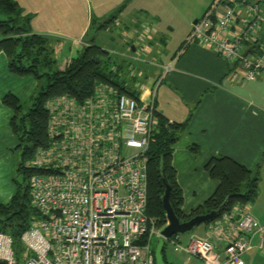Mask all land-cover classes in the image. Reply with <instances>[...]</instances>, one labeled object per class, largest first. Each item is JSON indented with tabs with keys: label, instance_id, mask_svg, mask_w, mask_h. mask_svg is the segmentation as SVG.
Returning a JSON list of instances; mask_svg holds the SVG:
<instances>
[{
	"label": "built area",
	"instance_id": "built-area-1",
	"mask_svg": "<svg viewBox=\"0 0 264 264\" xmlns=\"http://www.w3.org/2000/svg\"><path fill=\"white\" fill-rule=\"evenodd\" d=\"M155 32L148 23L124 32L123 42L138 48L128 50L131 58L143 60ZM190 44L228 60L232 79H257L264 70V0H214L193 23ZM155 102L156 90L133 96L108 82H99L83 103L69 95L47 102L51 142L26 163L48 170L29 179L39 215L21 235L20 254L13 236L0 231V264H156L153 240L168 221L159 226L147 213ZM210 224L206 236L192 235L175 249L202 264H245L254 234L263 231L249 204H235Z\"/></svg>",
	"mask_w": 264,
	"mask_h": 264
},
{
	"label": "crops",
	"instance_id": "crops-1",
	"mask_svg": "<svg viewBox=\"0 0 264 264\" xmlns=\"http://www.w3.org/2000/svg\"><path fill=\"white\" fill-rule=\"evenodd\" d=\"M14 1L24 15L31 16L32 30L60 40L59 54L65 53L69 58L93 42L111 54H119L118 50H138L129 48L123 42V35L132 28H141L144 20L136 14L150 12V0ZM124 3V9L110 27L96 29L92 26L93 18L102 20ZM115 26L119 31L114 32ZM102 30L109 31L112 43L98 41ZM191 30L178 49L162 56L156 46L166 42L160 31H156L148 42L150 57L142 60L148 64L152 74L148 68L143 69L140 61L137 64L140 70H144L147 80L144 83V77H137L126 83L143 97L156 90L157 110L169 121L183 122L190 117L187 133L172 146L173 166L183 190L182 210L185 213L189 214L203 204L219 185V180L212 178L206 169L213 156L226 155L248 168H259V192L249 207L263 231L254 234L252 248L245 252L243 258L245 264H264V70L254 80L232 79V64L212 48L198 44L186 46ZM37 84V79L31 74L12 73L7 54L0 51V194L2 186L8 182L6 176L11 175L12 149L20 142L11 126L14 110L4 103L3 97L13 93L22 100ZM195 146H198V151L192 149ZM5 164L8 165L6 171L3 169ZM0 202L5 203L1 199ZM210 223L198 225L195 235L206 236ZM199 261L189 260V264H202L201 259Z\"/></svg>",
	"mask_w": 264,
	"mask_h": 264
},
{
	"label": "trees",
	"instance_id": "trees-1",
	"mask_svg": "<svg viewBox=\"0 0 264 264\" xmlns=\"http://www.w3.org/2000/svg\"><path fill=\"white\" fill-rule=\"evenodd\" d=\"M124 7L125 3L102 20L93 18L92 26L96 29L106 28L116 21ZM30 22L31 16L24 15L16 1L0 0V51L7 54L9 70L12 73L31 74L37 79L39 86L37 93L32 97L31 105L26 109L23 101L15 94L7 93L3 97L4 103L14 110L11 126L20 141L18 147L22 148L17 171L23 176V181L15 178V194L7 203L0 202V231L13 236L17 254L25 249L21 235L39 215L31 206L29 179L34 173L48 172L26 166V163L34 158L39 147H47L51 142V114L47 102L58 96L69 95L83 103L94 94L99 82L111 83L120 91L133 96L139 95L136 89L127 85L126 79H118L122 67L117 71L112 69L117 65V60L109 50L93 42L84 45L76 56L64 57L63 62L59 63L57 55L61 41L34 32ZM157 117V131L147 151V213L157 220L159 226L167 223L163 204V170L171 184L170 203L181 221L217 209L225 200H228L225 207V211H228L237 203L249 204L256 199L260 184L259 168H248L229 156L219 154L213 156L206 164L211 177L219 180L217 189L203 204L191 213H185L182 210L183 190L177 182L173 166L172 146L187 133L190 117L183 122H171L159 111ZM192 149L198 151L199 148L195 146ZM167 263L171 264L168 260Z\"/></svg>",
	"mask_w": 264,
	"mask_h": 264
},
{
	"label": "rangeland",
	"instance_id": "rangeland-1",
	"mask_svg": "<svg viewBox=\"0 0 264 264\" xmlns=\"http://www.w3.org/2000/svg\"><path fill=\"white\" fill-rule=\"evenodd\" d=\"M213 2L214 0H150V4H148V9H150V12L141 15H136L139 16L141 20H144V23H148L157 32L160 31V35L164 38V41L166 43L165 45L157 44L156 48L159 50L160 56H162L166 55L167 52H172L173 49H178V47L185 41L189 30H191V24H193V21L201 18L206 9ZM140 29H137L135 27L131 30L139 31ZM113 30L114 32H117L119 31V28L115 26ZM109 36V31L102 30L101 33H99L97 39L98 41H103V43H112V40L109 38ZM122 51H124V53H126L125 51H127V56H124V53ZM117 52H119V54L113 53L117 56V67H122L121 74L118 75V79L124 78L127 81L131 82L135 78V75H137V72L138 74H140L139 77H144V70H140V66L137 64L141 60L138 61L130 57V55L135 56L133 51L118 50ZM149 54L150 52L142 54V59L148 60L147 57H150ZM64 57H67V54L64 53L57 55L59 63L63 62ZM139 64L143 66V69L147 70L148 68L147 71L149 72L150 70L149 74H152V70L149 68L148 64L143 63V61H141V63ZM131 66L132 69H130ZM153 68L155 69V67ZM143 79L142 80L145 83L147 77H144ZM38 87L39 86L37 84V86L29 94V96L27 98L22 99L25 109L31 105L32 97L35 95V93H37L39 89ZM12 154L13 163L11 175L8 177L6 176V180H8V182L4 183V186H2V192L0 194L1 201L5 203L10 201V199L17 190L15 178L18 179L20 182L23 181V176L17 171L18 165L21 161L22 148L16 146L12 149ZM3 169L4 171L8 170V165L6 166L5 164ZM249 204L251 205V203ZM197 230L198 227L196 226V228H194L192 231L178 234L177 238L175 237V239H173L172 241L166 240L165 255L167 260H169L171 264H189V260L196 263L200 262L197 257L190 256L184 251L176 250L174 245L175 243L185 244L190 238V236L196 234ZM157 241V239H154L153 243L156 245Z\"/></svg>",
	"mask_w": 264,
	"mask_h": 264
},
{
	"label": "water",
	"instance_id": "water-1",
	"mask_svg": "<svg viewBox=\"0 0 264 264\" xmlns=\"http://www.w3.org/2000/svg\"><path fill=\"white\" fill-rule=\"evenodd\" d=\"M197 20L198 19H196L194 22H196ZM162 172L165 185L163 204L166 210L168 223L162 230L163 236L158 239L155 246L156 264H168L165 255L166 240H169L180 233L192 231L196 226L202 223H209L217 219L225 211V207L228 203V200H225L217 209L211 210L204 214H198L188 220L181 221L170 203L171 184L169 183L165 175V171L163 170Z\"/></svg>",
	"mask_w": 264,
	"mask_h": 264
}]
</instances>
